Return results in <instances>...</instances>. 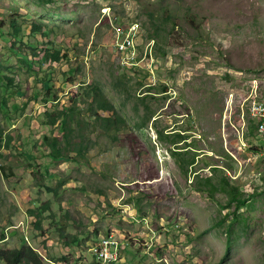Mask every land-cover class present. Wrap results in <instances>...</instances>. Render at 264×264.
<instances>
[{
  "label": "rangeland",
  "instance_id": "1",
  "mask_svg": "<svg viewBox=\"0 0 264 264\" xmlns=\"http://www.w3.org/2000/svg\"><path fill=\"white\" fill-rule=\"evenodd\" d=\"M12 15L28 62L0 36V75L11 85L0 93V248L26 243L45 264H92L89 248L112 233L127 244L124 264H264V132L254 110L264 101V0H0V21ZM133 22L132 58L115 42ZM43 48L64 57L47 60ZM94 86L123 120L118 131L95 123L90 107L113 111L95 108ZM64 109L89 123V148L71 150L73 132L68 154L51 159L44 137L67 143L46 113ZM175 132L186 137L177 147L196 154L186 172L169 153ZM225 176L247 199L238 209L225 192L211 199L196 188L210 187L206 178L219 188ZM44 202L36 229L28 211Z\"/></svg>",
  "mask_w": 264,
  "mask_h": 264
},
{
  "label": "trees",
  "instance_id": "2",
  "mask_svg": "<svg viewBox=\"0 0 264 264\" xmlns=\"http://www.w3.org/2000/svg\"><path fill=\"white\" fill-rule=\"evenodd\" d=\"M5 25H8L9 27V29H7L8 35L6 34V32L3 31V27ZM31 29L36 32H41V34H44V35L47 33L45 30H42V25L40 23H33L31 25ZM20 30H21V25L15 15L9 16V19L7 20V22L2 23V21H0V36L4 41L9 42L8 49L14 52L17 51L16 52L17 57H19V59L22 61L28 62V60L25 59L26 57L19 54V50H22L21 47H18L17 49H15L14 47V40L18 37ZM21 42L23 43V41ZM23 44H25V46L28 48V45H26L25 42ZM32 48L34 49L35 47H32ZM31 52L33 56H36V53L34 50L31 49ZM41 52H42V55L45 57V59L47 60L51 59L52 61H55V62L60 61L64 57L63 54H61L60 51L56 49L43 48L41 49ZM30 72H33L31 68H30ZM1 78L2 76L0 75V93L2 92V90H5L2 84L5 85L6 89L8 87H11L9 83H3V79ZM9 80L12 81L11 78ZM91 91H94L92 102L98 101L95 107L97 110L113 111L110 115L101 116L98 114L97 111L93 110V108L90 107L92 115H94L98 119V121H95V123H98V125L102 127L103 129L102 132H110L111 130L118 131L120 123L123 122V120L119 117L118 113L114 110V106L108 103L106 99H104L103 96H100V92L97 87L94 86L93 89H91ZM91 91L87 90L85 94L90 96ZM0 99H1L0 104L3 107L6 106V100L4 99V97H2V94L0 95ZM46 114L48 117L46 124H49L52 126V125H55L56 122H58L59 127H61L62 129L63 137L65 138L66 143H67L66 146H62V143L61 141H59V138H57V136H52V138L44 137V140H46L47 144L49 145L48 157H50L51 159H57L61 156L67 155L68 153L66 151H68L69 147L72 145V141L69 139H70V135L73 132L77 134L76 136L79 138L80 141H78V143L75 142L76 144L72 145L73 148L71 150L75 151L78 154H81L80 153L81 151H84L85 149L89 148V144H87L86 142L84 143V140H83L85 138L84 131L90 129V125L88 122L74 117V114L67 109H64L62 111H56V113H51V114L46 113ZM73 120L77 121L78 129H74L69 125L71 124ZM118 122H119V125H118ZM172 134H173L172 143L174 147L169 148V153L174 158L177 165L184 172H186L185 164H186V167L194 166V164L196 163V160H195L196 154L193 153L192 155H188L189 153L188 151L190 150L188 148L189 146H187L186 149H184V147H177L179 146L177 145L178 143L180 142L185 143L186 137L183 136V134H180L177 132L172 133ZM73 135L75 134H72L71 136ZM157 136L162 138V133L159 130L157 131ZM1 138L2 137L0 133V139ZM6 142H7L6 145L8 146L9 142L8 141ZM213 168L216 169L217 167H213ZM204 181L206 182L204 184L210 187H207L206 189H203V187H196V188L197 190L202 191V192L203 190H207L211 199L214 198V191H219L221 193L225 192L227 196L226 203L228 205H234L236 209L243 206V204L247 201V199L242 197V193L239 192L237 187L229 185V182L227 181L226 176L221 178V181H220L221 184L219 188H216V186L213 183L211 184L210 178H206ZM45 203L47 202H44L41 204L39 203L34 204V208H31L28 211V213L31 216H34L33 225H35L36 229H41V225H40L41 218L40 217L42 216V213L44 212V210L48 209V206ZM232 226H233V223H231L227 228L229 235L232 232ZM59 232H60L59 236L61 237L64 234V229L60 228ZM5 239H6L5 234L0 233V240L4 241ZM77 241H78L77 236L73 235L72 237H70V239L69 238L65 239L64 244L69 245L71 243H76ZM230 245H231L230 240L228 239L227 244H226V254H228L229 252V249L231 247ZM80 258L81 257H79V259ZM60 260H64L63 264H66L68 262L66 260V257H62ZM0 261L4 262L5 264H45L40 253L34 247L26 243H23L20 247L12 248V249L0 248ZM84 264H87V263H84ZM92 264L94 263L92 262ZM121 264H124V263L121 262Z\"/></svg>",
  "mask_w": 264,
  "mask_h": 264
},
{
  "label": "built area",
  "instance_id": "3",
  "mask_svg": "<svg viewBox=\"0 0 264 264\" xmlns=\"http://www.w3.org/2000/svg\"><path fill=\"white\" fill-rule=\"evenodd\" d=\"M115 48L119 53L127 54L132 57L136 55V39L138 38V29L136 22L128 23L126 26L117 28V39ZM255 115L259 118L258 128L264 132V101L254 106ZM127 246L125 242L120 241L112 233L98 238L89 248L94 264H121L122 250Z\"/></svg>",
  "mask_w": 264,
  "mask_h": 264
}]
</instances>
